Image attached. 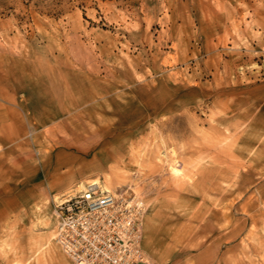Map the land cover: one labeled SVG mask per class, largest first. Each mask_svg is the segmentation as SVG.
Wrapping results in <instances>:
<instances>
[{
  "label": "rangeland",
  "instance_id": "obj_1",
  "mask_svg": "<svg viewBox=\"0 0 264 264\" xmlns=\"http://www.w3.org/2000/svg\"><path fill=\"white\" fill-rule=\"evenodd\" d=\"M90 182L147 264H264V0H0V264Z\"/></svg>",
  "mask_w": 264,
  "mask_h": 264
},
{
  "label": "built area",
  "instance_id": "obj_2",
  "mask_svg": "<svg viewBox=\"0 0 264 264\" xmlns=\"http://www.w3.org/2000/svg\"><path fill=\"white\" fill-rule=\"evenodd\" d=\"M54 242L71 264H147L140 205L85 183L53 201Z\"/></svg>",
  "mask_w": 264,
  "mask_h": 264
},
{
  "label": "bare ground",
  "instance_id": "obj_3",
  "mask_svg": "<svg viewBox=\"0 0 264 264\" xmlns=\"http://www.w3.org/2000/svg\"><path fill=\"white\" fill-rule=\"evenodd\" d=\"M174 172L176 173V170Z\"/></svg>",
  "mask_w": 264,
  "mask_h": 264
}]
</instances>
